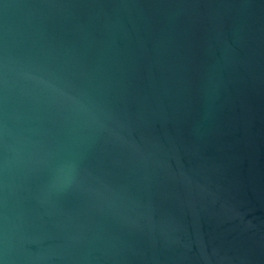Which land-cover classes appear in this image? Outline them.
<instances>
[{
    "label": "water",
    "instance_id": "water-1",
    "mask_svg": "<svg viewBox=\"0 0 264 264\" xmlns=\"http://www.w3.org/2000/svg\"><path fill=\"white\" fill-rule=\"evenodd\" d=\"M0 264H264V0H0Z\"/></svg>",
    "mask_w": 264,
    "mask_h": 264
}]
</instances>
